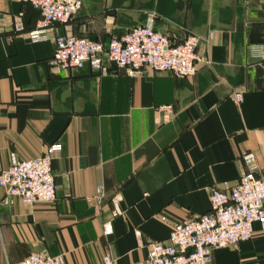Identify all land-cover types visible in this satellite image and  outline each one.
<instances>
[{"label":"crops","instance_id":"crops-1","mask_svg":"<svg viewBox=\"0 0 264 264\" xmlns=\"http://www.w3.org/2000/svg\"><path fill=\"white\" fill-rule=\"evenodd\" d=\"M82 2L72 23L33 41L39 11L0 0V171L12 155L30 160L62 145L52 163L55 203L6 206L0 188V264L42 252L65 264H102L107 255L139 264L149 245L210 210L212 188L238 183L244 155L264 174V0ZM152 13L171 43L201 39L206 64L194 77L51 66L56 35L107 46ZM118 199L122 215L114 217ZM254 228L251 241L215 251L214 263L264 264V231Z\"/></svg>","mask_w":264,"mask_h":264},{"label":"built area","instance_id":"built-area-1","mask_svg":"<svg viewBox=\"0 0 264 264\" xmlns=\"http://www.w3.org/2000/svg\"><path fill=\"white\" fill-rule=\"evenodd\" d=\"M31 5L40 13L37 29L30 33L33 41H45L56 25H69L83 8L82 0H12ZM157 16L148 15L146 21L130 29L124 36L114 38L106 46L99 41L70 34L56 35L53 69L76 72L89 65L101 72L106 65L126 71L131 78H139L147 71L171 73L178 79L192 78L198 68L206 64L198 49L201 39L187 36L180 44H173L168 37L155 30ZM15 33L24 30L22 22L14 26ZM236 100L241 102L242 96ZM62 150L53 144L37 158L19 160L12 155L10 167L0 171V188L6 199L3 204L13 205L16 200L34 206L53 204L57 200L56 179L52 163ZM247 165L234 186L223 183L222 188L210 190V210L196 218L173 227L166 243L149 245L148 257L139 264H215L214 252L251 241L256 233L254 225L264 231V174L249 153L242 157ZM104 187L97 190L102 198ZM115 203L114 217L122 215ZM111 224L104 227V235L112 234ZM19 264H65L62 257L47 252L35 253ZM102 264H115L111 255Z\"/></svg>","mask_w":264,"mask_h":264}]
</instances>
